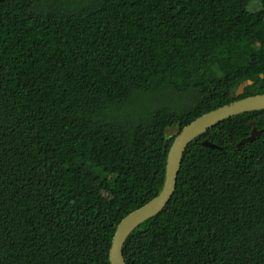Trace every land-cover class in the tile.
<instances>
[{"label": "trees", "instance_id": "obj_1", "mask_svg": "<svg viewBox=\"0 0 264 264\" xmlns=\"http://www.w3.org/2000/svg\"><path fill=\"white\" fill-rule=\"evenodd\" d=\"M251 1L0 0V264H111L118 224L164 186L167 128L264 94ZM123 250L264 264V109L198 135Z\"/></svg>", "mask_w": 264, "mask_h": 264}, {"label": "water", "instance_id": "obj_2", "mask_svg": "<svg viewBox=\"0 0 264 264\" xmlns=\"http://www.w3.org/2000/svg\"><path fill=\"white\" fill-rule=\"evenodd\" d=\"M247 83L252 84V81L249 80ZM247 83H243L239 87L237 91L238 95L244 93ZM262 109H264V94H258L236 100L230 104L205 113L181 130L177 125L167 128L166 135L168 137L175 136V140L168 153L164 186L155 198L131 212L118 224L110 252L111 264H127L123 250L127 238L142 223L162 212L173 198L177 188L184 154L189 144L198 135L232 116ZM260 135L261 131L254 127L248 139L252 140ZM203 144L212 148H220L218 145L208 140H205Z\"/></svg>", "mask_w": 264, "mask_h": 264}, {"label": "rangeland", "instance_id": "obj_3", "mask_svg": "<svg viewBox=\"0 0 264 264\" xmlns=\"http://www.w3.org/2000/svg\"><path fill=\"white\" fill-rule=\"evenodd\" d=\"M241 3H244L245 0H240ZM248 8L251 10V11H256L260 8V3L258 0H252L250 5L248 6Z\"/></svg>", "mask_w": 264, "mask_h": 264}]
</instances>
